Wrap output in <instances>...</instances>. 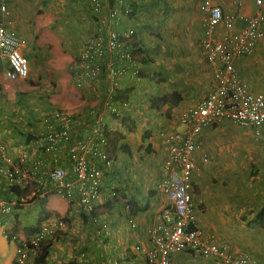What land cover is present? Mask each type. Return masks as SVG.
Wrapping results in <instances>:
<instances>
[{
  "label": "crops",
  "instance_id": "1",
  "mask_svg": "<svg viewBox=\"0 0 264 264\" xmlns=\"http://www.w3.org/2000/svg\"><path fill=\"white\" fill-rule=\"evenodd\" d=\"M4 1L9 8L8 28L22 39L30 63L35 56L43 65L39 67L38 63L36 72L30 65L28 78L34 85L27 84V78L22 82L1 78L0 167L3 158L21 156L28 161L43 156L55 165L58 159L59 164L68 167V146L54 154L43 153L40 139L47 126L57 129L67 116L72 118L71 132L81 136L87 130L90 111L100 107L93 88L77 83L76 66L73 68L72 64L87 38L96 32V18L102 17L94 13L91 0ZM127 1L133 11L129 19L118 23V30L129 35L135 63L128 64L127 73L116 84L117 99L113 97V104L117 111L105 116L107 150L114 158V172L107 175L105 172L100 205L94 210L98 220L91 221L79 208L70 207L52 184H39L38 191L19 188L21 194L12 191L0 170V198L10 206L8 213H0V264H14L19 243L33 233V229L26 228L35 227L43 198L47 199L49 216L41 225L56 218L65 222L59 228L60 236H50L44 262L34 260L33 264H61L67 257L72 264H145L142 250L151 245L148 232L165 220L163 211L170 204L160 186L168 146L159 132L183 127L179 120L182 111L212 89L217 64L207 61L202 54L204 14L199 10L200 0ZM253 1L215 0L224 12L237 14L236 28L245 25L244 16L264 14V4L257 6ZM34 7L43 9L36 23L32 20ZM70 21L75 27L69 31L66 26ZM34 37L37 38L33 44ZM33 45L36 51L31 52ZM4 66L5 61L0 62V71ZM51 67L54 70L48 71ZM235 67L251 89L264 92V34L258 38L252 54L235 58ZM163 94L172 96L162 102L159 98ZM224 121L201 132L193 190L198 222L205 234L228 243L234 255L250 249L247 252L264 261V231H261L264 223L254 222L264 200L251 205L254 210L249 217L252 225L261 226L255 227L258 231L245 233L237 218L239 208L250 205L244 201L247 197L240 199L250 189L241 191L243 187L238 185L229 189L214 181L218 176L224 180L226 170L215 164L224 156L223 141L218 143L214 139L216 134L231 126L238 129V136L252 148L261 149L264 125L257 134L253 127ZM19 125L24 130L18 131ZM215 144L218 154L210 151ZM261 151L257 153L264 154ZM205 154L208 161L201 160ZM233 170L236 172L238 167ZM113 186L117 198L110 196ZM103 229L108 230L106 236ZM173 258L175 264H217L208 260L217 261L214 257L189 251L174 252Z\"/></svg>",
  "mask_w": 264,
  "mask_h": 264
},
{
  "label": "built area",
  "instance_id": "2",
  "mask_svg": "<svg viewBox=\"0 0 264 264\" xmlns=\"http://www.w3.org/2000/svg\"><path fill=\"white\" fill-rule=\"evenodd\" d=\"M91 2L94 13L102 17L103 33L87 38L73 68L76 66L77 83L93 88L100 107L90 111L87 130L81 136L71 132L72 118L67 116L59 128L47 126L39 146L43 153L49 154L68 146V167L59 164L58 159L55 165L43 156L34 161L21 156L3 158L0 170L10 186L17 188H28L34 182L52 184L70 207L79 208L91 221H97L94 210L100 205L105 172L106 175L114 172V158L107 150L105 116L117 111L113 104L116 84L127 73L128 64L135 63V56L129 35L118 30V23L131 16L132 4L127 0ZM253 2L257 6L264 4V0ZM199 10L204 14L202 54L207 61L217 64L213 87L202 99L182 111L179 120L183 127L164 128L159 132L168 146L160 186L170 204L163 211L165 220L148 232L151 245L142 250L144 262L175 264L174 252L189 251L214 257L221 264H264L247 251L234 255L228 243L205 234L198 222L193 197L197 150L201 148V132L205 127L228 120L261 133L264 92L251 89L241 79L235 58L253 53L258 38L264 34V14L244 16L245 25L236 28L237 14L224 12L215 0H200ZM8 16V5L0 0V62L7 64L0 71V83L1 78L26 79L30 73V60L23 51V41L8 28ZM201 160L208 161V154L201 155ZM110 196L118 197L114 186L110 187ZM9 211L10 206L0 198V213ZM64 222L62 218L48 221L22 240L16 249L14 264H33L42 241L63 227ZM107 233L108 230L103 229V234Z\"/></svg>",
  "mask_w": 264,
  "mask_h": 264
},
{
  "label": "rangeland",
  "instance_id": "3",
  "mask_svg": "<svg viewBox=\"0 0 264 264\" xmlns=\"http://www.w3.org/2000/svg\"><path fill=\"white\" fill-rule=\"evenodd\" d=\"M34 8H33L34 14L32 16V20H34V23H36L35 19H37L39 16L42 15L43 9L39 8V7H36L35 9ZM95 21H96V32L92 33V35L102 34L103 33V22L101 21V18H99V19L96 18ZM73 27H75L73 21H70L68 23V25L66 26V28L69 31ZM98 29L100 31H98ZM79 34H80L79 35V37H80L82 35V32L79 31ZM36 38L37 37L32 38L31 42H33V44H34ZM30 49H31V52L36 51V48L34 45ZM38 49H39V47H38ZM38 63H39V67L43 65L42 61H39L35 56H33L30 65H32V68H33L32 70H34L35 72L39 70ZM68 67L69 66L67 65V67L64 68V71L67 72ZM47 70L52 71L54 69L51 67V68H48ZM30 73H31V71H30ZM6 81H9V80H6ZM12 81L22 82L23 80L22 79H15V80H11L10 82H12ZM10 82H8V83H10ZM26 82H27V84L29 83L30 85L35 84V83H30L29 78L26 79ZM74 87H76V89L77 88L80 89V87H77L76 85ZM5 88H6V86H5ZM0 89L3 90V88L1 86H0ZM4 111L6 112V110H4ZM0 114H3L1 107H0ZM224 122H229V121H224ZM229 123H231V121ZM237 125L238 124H236L235 126H237ZM213 126H215V125H213ZM213 126H211V127H213ZM240 127H242V126H240ZM20 130H24L21 127V125H19V127H18V131H20ZM237 130H235V128H233L231 126L224 127L223 130H220V132H219L220 134L217 133L215 138H214V139H218V141H219L218 143L223 141L221 144H222V150H223V155H224L222 158L218 159V162H216L215 164L220 166V167L226 168L225 173H224V180H221V176H218L217 178L214 179V181L221 182L224 185V187L229 188V189L233 188L234 185H238L240 187H243L241 189V191H244V189H248V188L250 189V191L247 194H245L244 196H242L240 198V199H242L244 197H247L244 201L249 202L250 205L245 206L243 208L240 207L238 210L240 214L237 218L238 223H239V228L243 232L247 233L246 230L258 231L255 227L261 226L259 224H256L255 226L252 225L251 222L249 221V217H252V215H253L252 211L254 210L253 207H251V205L253 206V204L256 203L257 201L260 202L261 200H264V154L263 153H259V154L257 153V151L264 150V148L263 147L261 149H259V147L258 148L257 147L252 148L250 146V144H248V141L242 140L243 137L238 136ZM250 141H252V140H250ZM218 143H216V144H218ZM216 144H215V146L212 145L211 146L212 149H210V151L214 152V154H218L217 153L218 149H215ZM233 150H236V151L233 153ZM261 152H263V151H261ZM219 160H220V162H219ZM236 166L238 167V170H236V172L239 175H236V172H234L235 170H233V168H235ZM38 185H39V183L34 182L31 186H29L28 188H25V189L36 190L39 187ZM253 189H254V191H253ZM251 201H253V202H251ZM61 230L62 229H58L53 234L56 235V237H58L61 235V234H59ZM261 231H264L263 226L261 227ZM46 239H47V242H45V244L50 243V236H47ZM249 250L250 249H247V251H249ZM68 258L69 257H67V259H64V261L61 264H72L71 259H68ZM208 260H210L211 263L219 264L218 261H215L213 259L212 260L208 259Z\"/></svg>",
  "mask_w": 264,
  "mask_h": 264
},
{
  "label": "trees",
  "instance_id": "4",
  "mask_svg": "<svg viewBox=\"0 0 264 264\" xmlns=\"http://www.w3.org/2000/svg\"><path fill=\"white\" fill-rule=\"evenodd\" d=\"M146 62H148V61H146ZM146 62H144V63H146ZM171 96H172L171 94H163L159 99H161L162 102H164L166 100H169V98ZM115 99H117V96L115 97ZM215 124H219V123H215ZM11 190L18 193V194H21L19 191V188H17L16 186H11ZM31 199H33V198H31ZM46 202H47V199H45V198H43L40 201L41 211L39 213L35 227L32 228V226H31V227H28L26 229H29V230L33 229V232H36L39 230V227L41 226V222L43 220L47 219V217L49 216V213H48L47 208H46ZM132 208H135V204H133V203H132ZM254 222L261 223V224L264 223V206H262L259 209V211L256 213V215L254 217ZM45 242H47V239H44L41 243V250L39 252V255L35 258L36 263H43L44 262V259L47 255V247H48V244L46 243L47 244L46 245Z\"/></svg>",
  "mask_w": 264,
  "mask_h": 264
}]
</instances>
